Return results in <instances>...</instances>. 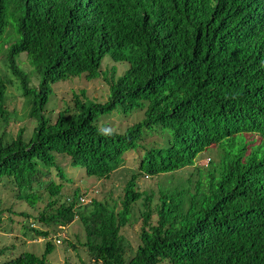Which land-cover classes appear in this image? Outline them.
<instances>
[{"label":"trees","instance_id":"16d2710c","mask_svg":"<svg viewBox=\"0 0 264 264\" xmlns=\"http://www.w3.org/2000/svg\"><path fill=\"white\" fill-rule=\"evenodd\" d=\"M0 49V121L13 116V86L32 122L29 133L24 125L0 132V181L30 208L44 200L33 220L75 218L77 245L96 264H264V0H0ZM104 55L113 63L102 68ZM115 62L125 66L119 73ZM80 76L101 77L106 98L72 91L50 118L52 84ZM131 110L141 118L122 130L97 124L99 115ZM153 130L163 139L142 147L121 196L82 203L77 188L61 192L58 156L107 178ZM212 145L216 157L192 165ZM190 165L155 199L136 189L138 173ZM138 199L131 246L121 229ZM52 247L47 239L41 254L23 250L0 264H50Z\"/></svg>","mask_w":264,"mask_h":264},{"label":"rangeland","instance_id":"374dc122","mask_svg":"<svg viewBox=\"0 0 264 264\" xmlns=\"http://www.w3.org/2000/svg\"><path fill=\"white\" fill-rule=\"evenodd\" d=\"M6 30L4 32V35ZM2 49H0V59ZM23 54L19 53L15 62L20 64L21 68L26 67ZM19 59L21 61H19ZM101 67L109 66L113 62L109 60L106 55L102 57ZM1 61V60H0ZM116 66V73L122 71L125 67L121 63H114ZM0 69L1 62H0ZM3 70V69H2ZM1 70V71H2ZM78 89H84L88 97L95 98L96 100H103L106 98L108 92L107 84L101 77L93 79H85L83 76L71 80H60L52 84V94L47 101L45 108L48 110V115L52 118L55 112L63 105V102L71 100V94L77 92ZM7 94L9 95L6 102L7 109L13 110V116L8 118L9 124L4 125L0 121V132L2 130L14 132L20 125L26 126L25 133H29L32 122L25 115V107L22 104L23 97L17 93L15 87H7ZM141 118L140 110H131L129 113L111 112L109 114L99 115L97 117V124H107L110 129L122 130L126 125L129 126ZM246 140L257 139L256 135L243 134ZM163 137L157 131H151L145 134L139 146L135 150L125 151L123 159L118 167L110 171L107 178H96L92 175L84 173L82 167L71 166L67 157L58 156L56 162L59 163L62 173H65V178L58 179L55 175H51L56 181H62V193L69 195L73 188H77L80 193V201H89L91 197L98 199H116L122 194V186L129 175L136 172L137 159L139 158L142 147L145 145H152L158 143ZM215 146L207 147L200 152L193 160L192 165H203L206 163L207 158L214 159ZM183 166L175 170L160 172L152 175H144L138 173L135 180L136 189L153 193V198L157 196L159 186L175 184L180 178L187 177L189 172H193L194 166ZM194 174V173H193ZM195 179V174L192 180ZM45 198V196H43ZM44 200L37 202V204L30 208L24 201L15 198L13 187L8 182L0 181V208L2 209L0 217V248L3 251L0 253V260L13 257L23 250L31 251L37 255L41 254L44 247V242L48 239L53 244L50 252L46 254V260L50 264H96L86 251L77 245V241L82 240L81 227L78 221L74 218L69 224L63 225H42L32 219L36 212L42 208ZM7 209H9V212ZM143 207L141 200L133 202L131 206V216L129 218V226H124L121 230L126 240L131 246L134 245L135 234L138 227L139 214ZM25 211L29 216H18L15 213ZM13 212V213H12ZM28 225L37 229L46 230V236H37L31 230L25 229L22 225ZM70 244L76 245L72 249Z\"/></svg>","mask_w":264,"mask_h":264}]
</instances>
